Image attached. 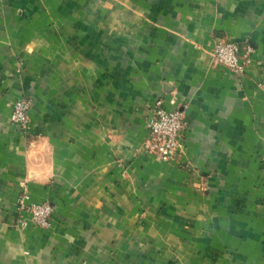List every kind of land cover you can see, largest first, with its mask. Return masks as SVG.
Listing matches in <instances>:
<instances>
[{"label":"crops","instance_id":"obj_1","mask_svg":"<svg viewBox=\"0 0 264 264\" xmlns=\"http://www.w3.org/2000/svg\"><path fill=\"white\" fill-rule=\"evenodd\" d=\"M158 99L188 123L169 161ZM0 264H264V0H0Z\"/></svg>","mask_w":264,"mask_h":264},{"label":"built area","instance_id":"obj_2","mask_svg":"<svg viewBox=\"0 0 264 264\" xmlns=\"http://www.w3.org/2000/svg\"><path fill=\"white\" fill-rule=\"evenodd\" d=\"M251 48L242 51L238 43L225 37H217L213 47V60L237 76L245 74L251 62ZM31 100L22 98L14 103L11 123L20 129H26L30 120ZM153 116L148 121L149 136L145 140L144 150L158 156L164 161L174 159L183 146L187 130L186 114L179 108L169 109L162 99L152 106ZM27 199L24 195L23 199ZM23 215L19 223L26 226L28 221L42 228L50 226L55 208L49 202L21 201ZM27 214L25 217L24 215ZM28 217V218H27Z\"/></svg>","mask_w":264,"mask_h":264}]
</instances>
